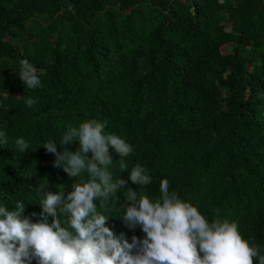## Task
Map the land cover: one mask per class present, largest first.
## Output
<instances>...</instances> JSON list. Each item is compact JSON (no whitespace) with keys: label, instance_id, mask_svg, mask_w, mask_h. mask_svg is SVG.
Here are the masks:
<instances>
[{"label":"trees","instance_id":"1","mask_svg":"<svg viewBox=\"0 0 264 264\" xmlns=\"http://www.w3.org/2000/svg\"><path fill=\"white\" fill-rule=\"evenodd\" d=\"M22 59L37 70L35 89L18 75ZM92 119L132 148L122 171L109 147L113 182L154 200L167 179L170 192L210 221L235 222L264 255V0H0V205L24 201L22 217L37 222L39 186L66 197L86 181L54 166L43 144L60 151L67 128ZM137 164L146 186L129 179ZM126 192L96 203L131 243L145 234L119 217Z\"/></svg>","mask_w":264,"mask_h":264},{"label":"clouds","instance_id":"2","mask_svg":"<svg viewBox=\"0 0 264 264\" xmlns=\"http://www.w3.org/2000/svg\"><path fill=\"white\" fill-rule=\"evenodd\" d=\"M18 75L30 89L41 85L27 59L20 61ZM25 103L31 107L35 101L28 98ZM77 140L78 150L65 147ZM0 142L7 144L3 132ZM59 144L60 151L54 141L43 144L55 155L54 166L62 167L69 177L86 173L88 179L73 183L66 197L63 191L46 192L39 186L42 211L37 222L22 217L24 201L17 200L12 208L0 205V264H30L33 259L37 264H254V258L264 264V255L242 236L235 222L219 215L210 221L192 203L170 192L167 179L161 180L160 195L154 200L127 187L124 179L113 182L109 147L119 154L122 171L127 169L123 158L132 148L118 135L106 133L104 122L92 119L69 127ZM15 145L21 153L29 149L23 138H17ZM129 179L138 186L150 183L139 164L132 167ZM121 188L127 189L128 203L119 217L129 229L139 226L145 234L132 235L131 243L123 234L116 237L107 226L108 215L97 210L98 199L106 202ZM61 216L66 217L67 227L62 226Z\"/></svg>","mask_w":264,"mask_h":264},{"label":"rangeland","instance_id":"3","mask_svg":"<svg viewBox=\"0 0 264 264\" xmlns=\"http://www.w3.org/2000/svg\"><path fill=\"white\" fill-rule=\"evenodd\" d=\"M221 50L224 54L228 53V47H226V45L222 46Z\"/></svg>","mask_w":264,"mask_h":264}]
</instances>
